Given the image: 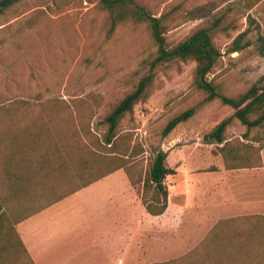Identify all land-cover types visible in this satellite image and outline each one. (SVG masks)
Segmentation results:
<instances>
[{
  "label": "rangeland",
  "instance_id": "1",
  "mask_svg": "<svg viewBox=\"0 0 264 264\" xmlns=\"http://www.w3.org/2000/svg\"><path fill=\"white\" fill-rule=\"evenodd\" d=\"M136 1L164 16L169 46L199 27L211 28L222 55L209 78L219 95L237 96L253 84L264 86V0L252 8L246 5L249 0ZM108 29V14L97 0H17L0 12V161L17 153L15 136L27 148L32 131L62 129L68 135L80 131L103 138L106 116L148 72L157 51L146 23L126 21L111 34ZM244 30L246 46L230 51ZM194 68L191 59L157 65L147 98L121 118L117 133H129L132 142L143 146V164L159 149L170 157L165 162L169 167L184 159L176 158L182 155L178 149L194 168L219 164L215 150L220 144L203 136L233 109L219 97L205 99L206 93L193 85ZM191 107L193 116L163 137L168 120ZM246 129L234 119L224 137L261 146L264 170V126L251 128L247 139L242 137ZM124 175L119 171L108 183L122 184ZM13 190L10 202L18 208L17 218L47 200L30 198L29 188ZM13 240V250H19L15 234ZM259 259L264 263V255Z\"/></svg>",
  "mask_w": 264,
  "mask_h": 264
},
{
  "label": "trees",
  "instance_id": "2",
  "mask_svg": "<svg viewBox=\"0 0 264 264\" xmlns=\"http://www.w3.org/2000/svg\"><path fill=\"white\" fill-rule=\"evenodd\" d=\"M16 1L4 3L0 6V12ZM260 1L249 0L246 5L252 8ZM97 2L108 14V34L113 33L118 24L126 21L146 23L157 45L156 54L149 63L148 72L106 116L107 128L102 139L91 132L81 134L80 131H75L68 135L62 129L51 128L35 135L31 130L33 137L27 148L16 143L17 136L13 138L17 153L14 151V154L7 155L0 161V264L10 262L11 257L17 256L18 249L13 250L14 234L18 248L22 246L14 223L118 169H123L130 183L140 188L141 200L150 214L160 215L164 212L168 195L164 179L166 175L174 173V169L165 164L166 151L157 150L143 164V146L132 142L131 134L117 133L121 118L131 113L138 101L147 98V89L159 64L177 59L195 61L194 87L206 93V100L219 97L223 104L233 109L230 115L220 120L203 136L206 141L220 144L215 153L221 155L226 169L262 166L261 146L239 138L226 139L224 134L234 119L246 126L247 129L242 134L246 139L251 128L264 126V86L253 84L237 96L218 94L209 74L222 54L213 42L210 27H199L175 45L169 46L165 42L163 15H153L136 0ZM246 35V30L240 32L232 40L229 50H242L246 46L243 43ZM194 113L195 108L191 107L173 116L163 128L162 136H167ZM24 188L31 189L29 192L34 195L30 198L45 197L47 200L17 218L13 214L18 208L14 206V200H10L14 198L13 189L21 192ZM241 220L235 225L230 220H222V240L207 238L197 248L179 258L153 264H264L259 259L264 255V215L245 216Z\"/></svg>",
  "mask_w": 264,
  "mask_h": 264
},
{
  "label": "crops",
  "instance_id": "3",
  "mask_svg": "<svg viewBox=\"0 0 264 264\" xmlns=\"http://www.w3.org/2000/svg\"><path fill=\"white\" fill-rule=\"evenodd\" d=\"M176 152L184 159L164 179L162 214L147 211L140 188L118 169L14 223L22 246L4 264H153L207 238L222 240V220L235 225L264 215L263 169H226L222 157L218 165L194 168ZM119 171L122 184L108 183Z\"/></svg>",
  "mask_w": 264,
  "mask_h": 264
},
{
  "label": "water",
  "instance_id": "4",
  "mask_svg": "<svg viewBox=\"0 0 264 264\" xmlns=\"http://www.w3.org/2000/svg\"><path fill=\"white\" fill-rule=\"evenodd\" d=\"M9 0H0V6H2L4 3L8 2Z\"/></svg>",
  "mask_w": 264,
  "mask_h": 264
}]
</instances>
